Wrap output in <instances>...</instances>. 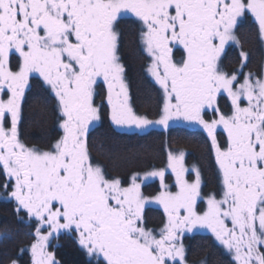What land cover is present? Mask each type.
<instances>
[{"label":"snow or ice","instance_id":"1","mask_svg":"<svg viewBox=\"0 0 264 264\" xmlns=\"http://www.w3.org/2000/svg\"><path fill=\"white\" fill-rule=\"evenodd\" d=\"M245 21L264 46V0H0V190L35 228L31 264H58L48 251L54 235L74 239L89 264H187L180 241L196 228L212 234L230 264H264V69L221 67L229 45L240 50V69L247 66L237 34ZM121 23L136 26L162 98L159 119L131 103ZM33 83L52 102L59 132L30 147L21 125ZM225 95L227 110L219 104ZM105 102L121 132L172 120L199 126L211 142L219 197L208 194L201 207V172L185 178L183 153H169L165 168L133 175L127 187L109 178L89 144ZM156 179L149 199L141 186ZM148 203L163 210L158 234L144 222Z\"/></svg>","mask_w":264,"mask_h":264},{"label":"trees","instance_id":"2","mask_svg":"<svg viewBox=\"0 0 264 264\" xmlns=\"http://www.w3.org/2000/svg\"><path fill=\"white\" fill-rule=\"evenodd\" d=\"M254 29L248 24L243 40V48L248 51L249 57L247 68H258L261 62L259 56L263 51L261 42L256 40ZM118 31V55L126 69L125 77L130 88L131 103L138 114L146 115L152 120L158 119L162 98L158 85L150 79L146 71L148 58L142 50L136 26L132 23H121ZM233 57L234 52L227 53L224 64L226 69L241 63L240 60L230 61ZM101 102L102 96L98 95L96 103L100 105ZM219 104L225 110L231 106L227 96L221 97ZM52 108V102L47 101L44 93L33 83L31 92L26 94L25 119L21 125V140L26 145H41L45 138L57 137L59 129L55 122L56 113ZM101 114L99 125L90 132L89 144L95 146L91 152L93 161L104 168L109 178H119L122 186H125L129 177L135 174L164 168L169 151L183 152L185 166L198 168L201 172V188L205 197L211 193L219 196L218 169L211 142L201 129L176 125L165 130L154 129L144 133L120 132L110 124L105 105L101 108ZM219 139L223 142L222 135ZM101 142L104 148L97 150ZM158 189V183H147L142 192L146 196L154 195ZM8 191H11L10 187ZM6 194L0 190V264H12L13 260L18 264H31L29 249L35 242V228L30 227L31 222L26 212L21 210L20 216L17 215L14 201L5 198ZM143 215L147 228L154 230L162 225L163 213L159 209L149 207ZM182 243L186 249L187 264H201V261H206V264H230V256L210 235L185 236ZM48 250L58 264H89L86 253L68 236L52 238Z\"/></svg>","mask_w":264,"mask_h":264},{"label":"rangeland","instance_id":"3","mask_svg":"<svg viewBox=\"0 0 264 264\" xmlns=\"http://www.w3.org/2000/svg\"><path fill=\"white\" fill-rule=\"evenodd\" d=\"M148 73V72H147ZM149 77H150V79L151 80H153L152 78H151V76L149 75ZM154 81V80H153ZM159 87V86H158ZM226 96V95H225ZM230 102V101H229ZM246 103V102H245ZM97 105H99V104H97ZM104 105H105V107H107V105H106V102L104 103ZM161 105H162V100H161ZM107 113H108V110H107ZM108 116V115H107ZM159 119V118H158ZM154 120H156V119H154ZM110 121V120H109ZM100 122V121H99ZM99 122H95V124H96V126L97 125H99ZM110 124H111V121H110ZM112 125V124H111ZM169 127H173V126H176V125H180V126H184L185 128H194V129H200L199 128V126H197V125H192V124H189V123H187V122H185V121H182V120H172V121H170L169 122ZM95 126V127H96ZM113 126V128H115V126L114 125H112ZM168 127V128H169ZM168 128H164V126L163 125H155V126H151V127H149L146 131H139V130H131V131H125V132H138V133H144V132H147V131H150V130H154V129H160V130H165V129H168ZM116 129V128H115ZM117 130V129H116ZM118 131H120V130H118ZM121 132V131H120ZM169 153H172V154H174V155H179L180 153H183V152H177V153H174V152H171V151H169L168 153H167V163H168V155H169ZM184 154V153H183ZM167 163H166V166H167ZM183 164H184V167H185V169L187 170L186 172H185V178L186 179H188L189 181H193L194 179H195V172H193L192 171V169L193 168H195V167H189V168H187L186 166H185V158L183 159ZM165 166V167H166ZM164 167V168H165ZM156 170H158V169H156ZM145 173H139V174H135V175H138V176H143ZM132 177V176H131ZM131 177H129V179H128V183L124 186V187H127V186H129L130 185V183H131ZM154 182H156V183H158V185H159V180L158 179H156V180H150V181H146L144 184H142V186H141V191H142V188H143V186L144 185H146L147 183H154ZM166 183H168V184H170V185H172L173 186V189H174V185H175V176L172 174V172H171V170L169 169L168 171H167V173H166ZM159 190V189H158ZM143 193V192H142ZM144 194V193H143ZM7 196H5V198H8L9 199V197H8V194H6ZM152 195H145V197H148L149 199H150V197H151ZM219 197V196H218ZM12 201H14V200H12ZM14 203H15V201H14ZM154 208V209H159L162 213H163V210L158 206V205H155V204H152V203H148V204H146L145 205V208H144V211L147 209V208ZM201 207L203 208V207H206V197H205V201L204 202H202L201 203ZM24 211V210H23ZM162 227V225H160L159 226V228H156V229H154V231L158 234L159 233V230H160V228ZM45 234H47V233H45ZM193 234H206V235H210L211 236V238L213 239V241L214 242H216V243H218L217 241H215V238L212 236V234L210 233V232H208L206 229H200V228H196V229H194L193 230V232H191V233H188V232H186L184 235H183V237H182V239H181V241L180 242H182L183 241V238L185 237V236H192ZM0 236H1V234H0ZM53 238H55V235L53 236ZM35 240H36V238H35ZM51 240H52V238H50V240H49V244H50V242H51ZM49 244H48V246H49ZM219 244V243H218ZM184 245V244H183ZM80 247V246H79ZM29 251H30V254H31V247H30V249H29ZM49 251V250H48ZM50 252V251H49ZM224 252H226L225 250H224ZM227 253V252H226ZM231 258V257H230ZM30 262H31V260H30Z\"/></svg>","mask_w":264,"mask_h":264},{"label":"flooded vegetation","instance_id":"4","mask_svg":"<svg viewBox=\"0 0 264 264\" xmlns=\"http://www.w3.org/2000/svg\"><path fill=\"white\" fill-rule=\"evenodd\" d=\"M248 24H250V25H252L254 27V25L250 21H245L244 23L239 25V27L237 29V34H238L239 38L241 39L242 43L244 42L243 41L244 38H245L244 35L247 32ZM254 31H255V29H254ZM255 36H256V40L259 42L260 40H259L258 36L256 34H255ZM243 50L248 53V51H246L244 48H243ZM239 51L240 50L235 45H229V46L226 47V51L221 57L222 70H224L225 72H227L229 74H232L233 72H236L237 70H240L241 73H247L249 71H252L253 73H259L261 71V69H264V46H263V51H262V53L259 56L261 58V62L258 65V68H253V67L247 68V66H246L243 69H240V64H239L238 66L231 65L230 68L226 69L224 64L226 63L225 61H227V59L225 58L227 53L228 52H234V57L229 59L230 61L236 62V61L240 60V62H241ZM248 60H249V57H248ZM239 79L241 81L243 80V74L240 75Z\"/></svg>","mask_w":264,"mask_h":264}]
</instances>
